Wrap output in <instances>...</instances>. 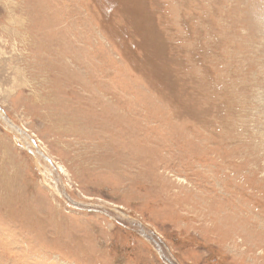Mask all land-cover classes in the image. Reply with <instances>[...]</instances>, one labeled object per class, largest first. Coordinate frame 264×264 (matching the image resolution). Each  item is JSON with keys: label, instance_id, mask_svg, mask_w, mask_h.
<instances>
[{"label": "rangeland", "instance_id": "obj_1", "mask_svg": "<svg viewBox=\"0 0 264 264\" xmlns=\"http://www.w3.org/2000/svg\"><path fill=\"white\" fill-rule=\"evenodd\" d=\"M0 114V264H264V0H0Z\"/></svg>", "mask_w": 264, "mask_h": 264}, {"label": "bare ground", "instance_id": "obj_2", "mask_svg": "<svg viewBox=\"0 0 264 264\" xmlns=\"http://www.w3.org/2000/svg\"><path fill=\"white\" fill-rule=\"evenodd\" d=\"M1 115V114H0ZM4 118V117H3ZM11 125H12V123H11ZM27 140H30L29 138L27 139ZM30 141H32V140H30ZM27 142V141H26ZM28 143V142H27ZM30 143V142H29ZM31 146L32 145H29V151L30 152H32V148H31ZM33 147V146H32ZM31 148V149H30ZM42 162V161H41ZM42 165L44 166V168H46L47 167V165H46V163H44V162H42ZM49 165V164H48ZM46 172H47V170H46ZM48 172H49V170H48ZM50 175V174H49ZM61 192V191H60ZM72 203V202H71ZM88 207V206H87ZM79 208H81V211L82 210H86L85 208H86V206H84V205H79ZM86 211H90V212H92V211H95V212H99L100 210H98V209H87ZM107 212H109V210H107L103 215H107L108 213ZM109 215V214H108ZM123 218H128V217H123ZM124 220V219H123ZM121 223V222H120ZM134 221H132V223H131V225L134 227V228H136V231L138 232V233H143V234H141L142 235V237H147V239L149 240V242L151 241L152 242V245L153 246H155V247H153L154 248V250H155V252L157 251V249H158V246L156 245V243L159 245L160 243H158L159 241H157V238H156V236L152 233V232H150V231H148V230H146V229H144V228H140L139 227V225L140 226H142L141 224H139V225H137L138 223H136V225H134ZM135 230V229H134ZM150 242V243H151ZM156 242V243H155ZM160 247H161V245H159ZM163 252V251H162ZM157 253H159V252H157ZM159 255V254H158ZM165 256H166V253H165ZM168 256V255H167ZM162 257V256H161ZM170 258V257H169ZM174 264H176V263H174Z\"/></svg>", "mask_w": 264, "mask_h": 264}, {"label": "built area", "instance_id": "obj_3", "mask_svg": "<svg viewBox=\"0 0 264 264\" xmlns=\"http://www.w3.org/2000/svg\"><path fill=\"white\" fill-rule=\"evenodd\" d=\"M158 254H159V257L166 262V264H174V263H176L173 259L170 260V258L165 257L161 250H160V252ZM161 255H162V257H161Z\"/></svg>", "mask_w": 264, "mask_h": 264}, {"label": "water", "instance_id": "obj_4", "mask_svg": "<svg viewBox=\"0 0 264 264\" xmlns=\"http://www.w3.org/2000/svg\"><path fill=\"white\" fill-rule=\"evenodd\" d=\"M6 119V118H5ZM11 123V122H10ZM156 243V242H155ZM160 243V242H159ZM156 245L158 246L157 252H160L161 247L156 243ZM155 247V246H154ZM156 248V247H155Z\"/></svg>", "mask_w": 264, "mask_h": 264}]
</instances>
